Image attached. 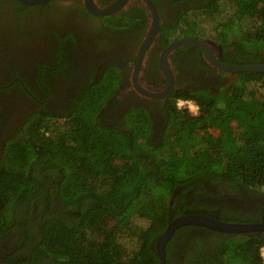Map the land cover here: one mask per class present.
<instances>
[{
  "label": "trees",
  "instance_id": "trees-1",
  "mask_svg": "<svg viewBox=\"0 0 264 264\" xmlns=\"http://www.w3.org/2000/svg\"><path fill=\"white\" fill-rule=\"evenodd\" d=\"M154 1L165 46L192 36L221 46L222 62L264 63V0ZM11 7L21 15L31 9L0 0L3 17L12 18ZM92 18L111 32L101 46L137 48L149 10L132 2L116 15ZM194 46L176 50L186 61L176 69L203 81L172 92L158 134L145 100L123 112L120 99L110 105L117 66L97 80L80 79L79 90L56 98L58 107L46 105L56 96L49 88L32 91L38 108L0 152V264H159L156 238L179 215L258 220L261 210L252 208L264 194V72L218 70ZM54 62L57 71L65 65L59 57ZM38 66L43 85L45 63ZM263 246L264 232L182 226L168 242L167 264H262Z\"/></svg>",
  "mask_w": 264,
  "mask_h": 264
},
{
  "label": "flooded vegetation",
  "instance_id": "flooded-vegetation-1",
  "mask_svg": "<svg viewBox=\"0 0 264 264\" xmlns=\"http://www.w3.org/2000/svg\"><path fill=\"white\" fill-rule=\"evenodd\" d=\"M69 1L67 3L65 0H50L46 3L47 6H44L46 4L30 6V11L25 12L23 15L17 14L15 9L11 7L9 14L12 18L3 17L0 14V152L5 146V141L22 127L27 115L38 108L39 105L32 101L30 96L35 97L32 94L33 92L40 95L43 91L50 90L56 96L47 98L46 105L50 107L61 106L57 103L56 98H62L65 94L71 95L79 90L81 86L80 79H84L86 76L97 80L104 69L110 65L117 66L121 74L119 86L111 98L110 105L120 99L118 109L123 112L136 102L139 103L145 100L146 105H151L154 109L156 134L159 133L161 128L162 108L166 105V101L170 99L172 92L190 87L193 85L194 79L195 83L203 81L200 74H193L187 68L183 70L181 75L178 73L182 70L179 71L176 68L183 69L186 62L185 51L177 52L175 50L170 58L175 77V88L165 99L142 95L134 86L133 74L134 65L137 61V51L144 37H142L137 48L130 43L116 41L110 46L103 47L99 42L105 41L102 39H108L111 32L106 29L103 23L96 21L92 16L97 18L105 16H98L89 12L83 0ZM96 1L99 4H107L113 0H107L105 3H101L99 0ZM156 1L163 6L169 5V0ZM49 3H52V5ZM135 3L142 5L140 0L135 1ZM168 8L173 10L172 7ZM83 9L90 14H81V11H84ZM45 22L51 23L47 25L41 35H36L31 31L38 24H44ZM101 27L104 32L100 31ZM129 38L132 39V37ZM32 43V48L26 50V45ZM166 46L160 41L159 33L157 42L148 50L141 67L138 77L141 86L152 91H160L167 85V79L159 64L160 53ZM194 47L201 50L204 60L208 62L203 50L199 46L195 45ZM213 49L219 59L224 52L223 48L214 44ZM58 57L61 64L65 63V65L57 71L60 63L54 61ZM42 63H45V69L42 71L43 85L38 81L40 75L38 64ZM5 88H9V90ZM246 209L249 208L244 207L243 212ZM252 209L254 211L260 209L261 216L258 220L251 222L264 220L263 193L256 195ZM174 247L177 250L182 249L177 244Z\"/></svg>",
  "mask_w": 264,
  "mask_h": 264
},
{
  "label": "water",
  "instance_id": "water-1",
  "mask_svg": "<svg viewBox=\"0 0 264 264\" xmlns=\"http://www.w3.org/2000/svg\"><path fill=\"white\" fill-rule=\"evenodd\" d=\"M26 6H35L46 4L50 0H17ZM86 9L92 14L98 16H109L119 13L127 8L132 2L137 0H113L107 4H99L96 0H83ZM142 6L149 10V24L146 35L144 36L137 51V61L134 65L133 83L135 88L142 94L151 98L165 99L174 86V72L171 66V55L181 46L196 45L199 46L208 62L215 68L229 73L240 72H264V63L256 64H230L220 61L213 49L215 42L208 39H201L192 36H183L171 41L164 47L159 56V64L162 73L167 79V85L160 91H152L138 82L139 73L144 59L150 47L157 42L160 33L161 18L159 8L154 0H140ZM182 226H200L213 231L233 234H248L264 232V220L259 222H230L213 216L184 213L169 222L166 230L157 236L155 242L156 254L159 258V264H167V245L173 237L175 231Z\"/></svg>",
  "mask_w": 264,
  "mask_h": 264
},
{
  "label": "rangeland",
  "instance_id": "rangeland-1",
  "mask_svg": "<svg viewBox=\"0 0 264 264\" xmlns=\"http://www.w3.org/2000/svg\"><path fill=\"white\" fill-rule=\"evenodd\" d=\"M65 2H70L69 0H65ZM51 22H45L44 24H38L33 30H31L33 33H35L36 35L37 34H39V35H41L42 33H43V31H44V29L47 27V25L48 24H50ZM0 24H1V22H0ZM43 26H45V27H43ZM43 28V29H42ZM34 39H36V38H34ZM33 39V40H34ZM27 46V48H26V50H28V49H31L32 47L31 46H33V43L32 44H28V45H26ZM218 46V45H217ZM37 47V46H36ZM216 48V50H218V48L217 47H215ZM224 75H228V73H225ZM190 108H191V111H193L194 113H197L198 112V106L197 105H194L193 103L190 105Z\"/></svg>",
  "mask_w": 264,
  "mask_h": 264
},
{
  "label": "built area",
  "instance_id": "built-area-1",
  "mask_svg": "<svg viewBox=\"0 0 264 264\" xmlns=\"http://www.w3.org/2000/svg\"><path fill=\"white\" fill-rule=\"evenodd\" d=\"M188 105V107L190 108V105L192 104V101L189 100H185V99H180L178 102V105L180 107ZM194 104V103H193ZM195 105V104H194ZM191 109V108H190ZM261 257H262V264H264V246L261 248Z\"/></svg>",
  "mask_w": 264,
  "mask_h": 264
}]
</instances>
